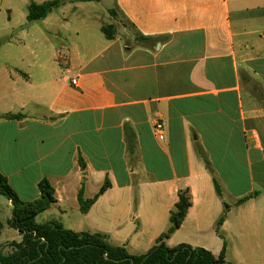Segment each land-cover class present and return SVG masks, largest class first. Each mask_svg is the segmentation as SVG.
<instances>
[{
    "label": "crops",
    "instance_id": "obj_1",
    "mask_svg": "<svg viewBox=\"0 0 264 264\" xmlns=\"http://www.w3.org/2000/svg\"><path fill=\"white\" fill-rule=\"evenodd\" d=\"M112 10L152 40H108L102 26L114 23L101 22L95 53L68 38L52 62L0 61V115H22L0 119V172L26 202L50 182L56 202L38 224L99 233L132 254L168 231L179 191L189 190L167 247L264 264V0H112L103 15ZM18 27L6 26L3 43L21 55ZM106 180L83 213L80 191L93 199ZM2 228L0 253L22 240Z\"/></svg>",
    "mask_w": 264,
    "mask_h": 264
},
{
    "label": "trees",
    "instance_id": "obj_2",
    "mask_svg": "<svg viewBox=\"0 0 264 264\" xmlns=\"http://www.w3.org/2000/svg\"><path fill=\"white\" fill-rule=\"evenodd\" d=\"M102 0H47L43 3L31 2L28 6V21L45 19L53 10L71 2H101ZM112 16L117 14L111 11ZM102 32L108 40L115 38L114 25H103ZM138 41H151L152 38L137 36ZM22 115L5 114L0 119H18ZM199 156L209 169V163L202 151ZM110 186L105 181L100 191L93 199H84L80 191L78 201L83 213L88 212L91 205ZM217 193L220 189L215 182ZM40 197L33 201H22L9 185L7 178L0 172V195L11 202L12 217L9 225L22 235L20 242H12L9 253H0V264H232L225 260L224 250L216 258L202 248H192L181 244L173 248L166 246L168 239L182 224L192 205L189 190L179 191L178 202L170 213L171 226L167 232L160 235L154 246L144 254H132L123 246H113L105 235L99 233H76L65 229L60 223L51 221L38 224L35 217L49 209L56 202L54 189L47 179L39 183ZM250 197L242 200L245 201ZM230 210L225 205L216 232L220 235V226ZM221 236V235H220Z\"/></svg>",
    "mask_w": 264,
    "mask_h": 264
},
{
    "label": "rangeland",
    "instance_id": "obj_3",
    "mask_svg": "<svg viewBox=\"0 0 264 264\" xmlns=\"http://www.w3.org/2000/svg\"><path fill=\"white\" fill-rule=\"evenodd\" d=\"M47 0H0V61L5 56L14 59L23 58L26 62L39 59L42 61L52 62L56 57V49L63 44L66 45V39L70 38L71 43L77 45L80 54L85 51L81 46L88 47L86 51L95 53L99 50V39L103 34L99 31L101 22L111 24L115 28V33L119 35L127 45H137L141 43L137 39V33L133 27L123 20L118 14L112 16L111 11L108 15H103L105 7L112 6V0H103L97 2H71L66 3L63 7L55 9L47 20L28 21V6L31 2L43 3ZM11 8L12 12L6 11ZM11 18V19H9ZM11 20V21H10ZM17 24L21 32L15 33V36L23 38L27 50L18 54L13 47L3 43V37L6 34V26ZM88 29L87 31H85ZM76 32L79 35H76ZM23 33V34H22ZM99 33V37H98ZM16 37V38H17ZM90 48V50H89ZM89 53V52H88ZM50 64V63H49ZM12 217L11 202L4 195H0V223L3 225L6 237L10 239L17 238L16 230L8 223ZM11 245L2 247V252L9 253Z\"/></svg>",
    "mask_w": 264,
    "mask_h": 264
},
{
    "label": "built area",
    "instance_id": "obj_4",
    "mask_svg": "<svg viewBox=\"0 0 264 264\" xmlns=\"http://www.w3.org/2000/svg\"><path fill=\"white\" fill-rule=\"evenodd\" d=\"M72 84H76V79H72ZM154 129H155V131H156V134L157 135H159L160 137H161V135H162V130H163V126H162V124H160V123H157V124H155L154 125Z\"/></svg>",
    "mask_w": 264,
    "mask_h": 264
}]
</instances>
